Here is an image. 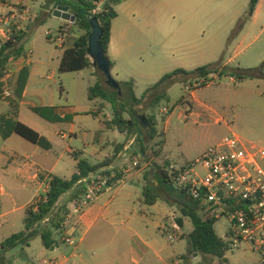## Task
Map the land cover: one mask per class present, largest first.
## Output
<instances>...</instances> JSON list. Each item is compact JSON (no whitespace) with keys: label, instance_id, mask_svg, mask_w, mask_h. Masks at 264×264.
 Listing matches in <instances>:
<instances>
[{"label":"rangeland","instance_id":"374dc122","mask_svg":"<svg viewBox=\"0 0 264 264\" xmlns=\"http://www.w3.org/2000/svg\"><path fill=\"white\" fill-rule=\"evenodd\" d=\"M25 1H29L33 5L38 3L39 0ZM155 1L151 2V9L167 16L165 20L160 17L158 21L160 23L157 26L167 29L165 31L170 33V36L175 35V41L170 53H166L161 48V40L153 39L151 35H130V46L125 50V58L121 60L123 68L120 70L121 76L119 79L127 82L132 81L134 91L138 97H141L149 87L155 85L162 76L177 69L189 71L202 65L219 63L223 58L228 59L235 55L236 57L229 68L236 73H245L250 69L259 67H263L264 72V0L258 15L245 24L242 21L247 15L251 0H158V7H156ZM166 2L169 4V12L164 11ZM45 3L46 5L43 8L49 6V0H46ZM38 11L40 12L41 22L37 23L36 18L31 13L23 17L21 9H19L20 13L18 12V14L20 16L16 22L26 26L27 31L30 29L22 42L23 51L33 47L34 61L50 62L49 66H42L39 75L44 76L46 82L52 84L55 88L56 101L66 103L67 98L69 103L74 105L76 109V113L72 115L73 121L57 125V127L67 133L74 130L80 134L83 132L94 133L102 125L103 119L110 124L103 123L106 128L114 125L111 123L115 115L111 103L101 98L89 99L90 88L96 84L97 79L103 78L102 71L89 67L81 71L61 74L58 65L60 66L65 49L56 47L47 37V32H56L59 21L50 14L42 17V11L39 8ZM117 13L120 14L116 21L118 28L121 26H135L134 22L137 21L138 17L134 20L123 11L117 10ZM148 19L150 20V18ZM14 24L15 21H11V25H1L0 28L2 30L7 29V27L12 29ZM27 24H29L28 27ZM148 27H151V25ZM82 32L81 29L74 26L66 47L71 46ZM3 42V37H0V48ZM212 50H218V60H209V54ZM203 54L208 56L204 57ZM53 72H55L54 79L48 80L47 77ZM210 78L212 81L207 83V86L198 88L197 98L216 108L225 122L217 123L215 120L208 118H203L197 123L193 118L189 121L181 120L179 117L181 111L178 107L174 108V106L183 95L186 99L191 100L190 94L187 93L189 84L184 85L182 82H175L167 88L168 99H163L158 104L151 105L153 97H149L143 105L136 107V112L146 117L156 115L163 104L174 108L171 130L166 133L163 147L165 156L174 162L177 167L195 162L211 146L228 135H236L246 143L264 148V78H247L240 81L230 77L221 78L218 74H213ZM117 100L120 105L122 104L125 107L130 103L127 88ZM33 102L36 103L35 105L40 103L37 100ZM100 104L106 108L105 115L99 114L103 109ZM96 111L98 112L96 113ZM196 111L201 110L197 109ZM124 114L131 118L130 112L127 111ZM158 115L161 119L159 126H161L167 115L163 112H159ZM145 129L148 130V127ZM160 136L153 149L149 150L148 155L151 157H153L151 150L158 152L157 144L160 140H164L161 134ZM58 140L61 143V149L70 150L68 148L69 144L73 148L84 149L80 140ZM138 152H140V149ZM63 154L64 161L72 165L74 163L72 156L68 152ZM140 158L141 162L135 170L140 168L144 161L142 157ZM171 161H169V166L166 165V171L169 173H171ZM164 162L168 164L166 163L168 161L165 160ZM164 162L160 164L162 167ZM67 164H65L66 175L72 169ZM155 164L157 165L158 162H155ZM153 167L156 166L153 165ZM152 172L148 171L145 179L150 181L154 187H157L159 194L164 195L162 187L160 185L156 186L152 182L155 179ZM184 199H188L190 203H193L187 195H184ZM176 202L175 199L169 202L160 199V203L169 210L165 223L173 216L183 219L184 226L177 230L179 236L172 243L169 242L165 233V223L161 234L159 233L160 229L156 226H152L151 234L159 236L162 244L172 253L174 261L181 259L187 264H221L218 258L200 255L198 252L193 251L187 238H185L194 229L192 220L190 217L183 216L180 206ZM63 206H66V210H69L67 203L62 202L57 205L55 212ZM150 206H146L149 219L152 218L151 213L155 211ZM18 214L24 216V212L19 211ZM20 216L13 217L14 225L7 228L5 233L10 235L24 228ZM67 217L72 219L71 214H68ZM70 221L64 223V233L61 241L63 247L69 245L66 241L65 231H67ZM229 228L230 223L225 218L215 220L213 225L215 233L221 238L224 237ZM41 246L42 242L39 238L33 244V251L38 252ZM103 249H92L90 253H100ZM81 252L86 253L88 251L82 249ZM23 254L22 246L12 249L5 254L6 264H19ZM195 254L198 255L195 256ZM225 259L228 264H259L260 262L258 254L243 250L227 251Z\"/></svg>","mask_w":264,"mask_h":264},{"label":"crops","instance_id":"0c3cea01","mask_svg":"<svg viewBox=\"0 0 264 264\" xmlns=\"http://www.w3.org/2000/svg\"><path fill=\"white\" fill-rule=\"evenodd\" d=\"M45 1L39 0L38 3L32 5L25 0H10V5L17 13L21 9L23 17L31 13L36 18L37 23H39L41 20L38 8L42 11V17L54 11L53 5L43 8L46 5ZM262 1H259L254 16L258 15ZM151 2L153 0H126L115 7L116 11L125 12L131 19L135 20L138 17L137 21L134 22V27L121 26L118 28L116 21L120 14L112 24L108 57L113 63L112 75L119 80L118 82H127L119 78L121 76L120 70L123 68L121 60L125 58V50L130 46V35H151L153 39L161 40V48L166 53H170V49L173 47L175 35L170 36V33L165 31L167 29L157 26L160 23L158 22L160 17L165 20L167 16L159 11L154 12L151 9ZM157 2L158 0L155 1L156 5L158 4ZM169 10V4L166 2L164 11L169 12ZM54 18L59 21L57 30L67 27L70 28L72 33L75 26L74 23L57 17ZM149 25L151 27H148ZM13 29L14 26L12 27ZM6 30L9 32L8 30L11 29L7 27V29L2 30L0 28V37H3L4 42L11 36L5 35ZM29 30L24 29L26 33ZM31 48L33 49V47ZM62 49H66V46ZM153 54L156 56L155 53ZM218 54V50H212L209 54V60H218ZM25 56L26 49L16 58L17 65L9 79L13 95L19 73L24 68L29 69L27 86L24 90L23 98L19 102L17 120L47 138L52 147L48 150L43 149L18 134H12L7 139H3L0 134V244L15 234L9 235L5 233L7 228L14 225L13 217L21 215L20 220L24 223L26 209L36 205L46 195L49 190L50 176L57 175L71 178L78 171L77 158H80L87 160L91 165L106 162V165L97 173L109 172L114 177L117 175L119 179L109 189L100 194L79 215L73 213L75 201L69 199L76 189L65 194L58 204L67 203L68 214H71L72 219H70V225L65 233L74 244L64 247L60 245L54 250H47L42 243L39 251L35 252L33 251V244L40 238L36 237L29 246L23 248L24 254L21 256L22 260L19 264H38L46 258L55 259L58 264H173L172 253L162 244L159 236L151 234L152 226L160 229V234L163 232V226L169 210L159 200L150 206L155 211L151 213L152 218L149 219L148 211L146 210V206L149 205L145 203L143 197V188L147 184L145 179L147 172L153 171L152 174L155 179L152 182L157 186L156 179H161L162 170L166 168L164 161L166 160L168 161L166 163H169L171 160L165 156L164 147H162V152L159 156L156 157L154 155L155 151L151 150L153 157L148 155L149 159L143 161L140 168L128 170L133 158L138 156V150L145 146L147 153H149L158 138L150 140L146 133H139L137 129L130 131L126 126L119 128L116 125H112L106 128L103 126V123H105L104 119L102 120V125L94 133L83 132L78 134L74 130L67 133L63 129L58 128L57 125L73 121L72 115L76 113V109L74 105L69 103L67 98L66 103L56 101L55 88L52 84L46 82L44 76L39 75L42 66H49L50 62L34 61L32 56L30 63L24 65ZM203 56L208 55L203 54ZM235 57L236 55L228 59L223 58L221 66L229 67ZM54 74L55 72L48 76L47 79L53 80ZM197 93L198 89L190 94L191 100L186 99L183 103L178 100L175 104L174 108L178 107L181 111L179 115L181 120L189 121L193 118L197 123L203 118H208L215 120L217 123L225 122L216 108L197 98ZM135 95L137 98L142 97H138L136 93ZM31 99L40 103L35 105L36 103L30 101ZM33 107L51 108L47 115L58 117L59 120L50 121L35 113L32 110ZM101 107L103 109L99 114L105 115L107 112L106 108L103 105ZM165 107L170 112L166 114L167 116L164 115L163 125L159 126L161 119L158 113H162ZM174 108L163 104L156 114L157 129L163 136L164 143L166 133L171 130ZM197 109L201 111L198 112L196 111ZM96 113L95 115H97ZM1 116H11V105L6 99L0 98ZM123 118L130 120V117L126 114H123ZM58 139L80 140L84 149L73 148L71 144L68 146L70 150L61 149V143ZM64 152H68L72 156L74 160L72 165L64 161ZM155 162H158V164L156 165ZM162 162H164L163 167L160 165ZM171 163L170 166H176L174 162L171 161ZM65 164L72 168L68 175L65 174ZM153 165L156 167H153ZM19 211L24 212V216L18 214ZM23 230L24 228L16 233ZM96 248L104 249L100 253H90L92 249ZM82 249H86L88 252H81Z\"/></svg>","mask_w":264,"mask_h":264},{"label":"trees","instance_id":"16d2710c","mask_svg":"<svg viewBox=\"0 0 264 264\" xmlns=\"http://www.w3.org/2000/svg\"><path fill=\"white\" fill-rule=\"evenodd\" d=\"M126 0H106L103 3L102 11L96 15L90 14V11L94 7L92 0H49V5H53L55 9L59 5L68 6L71 13L76 16L75 26L84 32L73 42L69 47L64 50L59 72L69 73L84 70L89 67L100 69L95 65L93 58L89 54V39L92 33L90 25L91 19H96L101 28V40L100 45L103 49L105 57L110 63L111 69L113 63L108 57V50L111 41V31L113 21L118 17V13L115 7ZM260 0H251L249 10L242 23L245 24L250 21L256 11L257 5ZM53 12H50L52 15ZM27 35L25 31L13 32L11 36L3 43L0 48V98L4 99V83L3 78L5 76V69L7 63L14 58H17L23 53L22 42L24 37ZM224 69V70H223ZM218 74L222 77H230L236 80H244L247 78H264L263 67L250 69L245 73H236L229 67L221 66V62L216 64H209L198 67L193 70L177 69L171 73L164 75L155 85L149 87L141 98H137L134 91V83L119 82L124 93L127 88L129 93V104L125 107L118 103L120 94L107 83V79L103 74L102 79H98L96 84L90 88L89 99L94 100L101 98L104 101L111 103L114 109V125L122 128L126 126L130 131L137 129L139 133H146L150 140L161 137L157 129L156 115L147 116L149 121L148 130L138 124V120L134 115L136 107L143 105L144 101L149 97H153L152 104H158L163 99H168L166 93L167 88L175 83L182 82L185 84H192L197 79H204V83L201 87L207 86V83L211 82V75ZM29 78V69L24 68L18 75L17 83L13 95L9 98H5L10 102L11 105V116L0 117V134L3 139L9 138L12 134H18L24 139L30 141L33 144L40 146L43 149H50L51 143L41 136L37 131L27 126L26 124L17 120L19 102L23 98L24 90L27 86ZM198 89V88H197ZM186 100L185 95L179 100L183 103ZM32 110L38 115L50 120L58 121V117H50L47 112L51 108H39L33 107ZM131 113L130 120L123 118L125 112ZM139 115H141L139 113ZM105 124L110 125L105 121ZM159 151L155 152V155L159 156L162 152L164 140L158 142ZM144 161L149 159L147 148L142 146L138 153ZM146 155V157H144ZM77 173L71 178L60 177L57 175L50 176L49 190L46 195L41 198L36 205H33L26 209L24 217V230L15 233L6 240L2 241L0 246V256L5 255L7 252L15 249L19 246L23 248L29 246L30 243L36 238L40 237L43 246L47 250H54L61 245L62 234L64 233V223L68 215L66 206L59 208L56 212L57 204L60 199L68 192L76 189L71 199L74 201L79 199L85 189L86 185L82 182L83 179L89 177L92 174L97 173L102 169L106 162L98 165H91L85 159L77 158ZM169 166V163L166 164ZM167 167L162 170V177L160 180L156 179L157 186H161L164 195H161L157 191V187H154L147 179V184L143 188L144 201L148 205H153L160 199L165 201H172L175 199L177 204L180 206L184 217H190L194 226V229L185 238H187L189 245L193 251L198 252L200 255L210 256L218 258L221 264H228L225 259V255L229 249V245L223 238L219 237L214 229V220H208L201 216L199 213V206L196 203H190L188 199H184V193L177 192L172 187L171 173L166 171ZM104 175H111L109 172H103ZM119 177L116 175L111 181V185L114 181L118 180ZM178 223L181 227L184 226L182 218H178ZM261 264V263H259Z\"/></svg>","mask_w":264,"mask_h":264},{"label":"built area","instance_id":"2783aa9c","mask_svg":"<svg viewBox=\"0 0 264 264\" xmlns=\"http://www.w3.org/2000/svg\"><path fill=\"white\" fill-rule=\"evenodd\" d=\"M106 0H92L94 7L91 16L102 11ZM20 15L12 9L10 0H0V26L11 25L14 29L5 31L8 37L13 32L24 31L26 26L18 24ZM22 17V16H21ZM70 28L62 27L56 32H47L51 43L58 48H64L71 36ZM33 49L26 50L24 65L32 60ZM17 65L16 58L11 59L4 71V99L12 96L9 79ZM204 79H197L187 86L189 94L199 88ZM168 108L163 113L168 114ZM140 156H135L131 162L132 170L139 166ZM172 187L184 193L199 206V213L208 220L225 218L230 223L228 232L223 239L229 245L228 251H252L259 255L264 264V148L244 142L236 135H228L220 142L211 146L193 163L185 166H171ZM113 175L95 173L83 179L86 189L83 195L75 200L73 213L82 214L97 197L109 189ZM70 217H66L65 224ZM167 225V226H166ZM171 227V229H170ZM181 228L178 218L173 216L165 223V233L169 242H173ZM67 243L73 245L71 238ZM1 249V246H0ZM38 264H58L55 259L46 258ZM173 264H187L177 259Z\"/></svg>","mask_w":264,"mask_h":264},{"label":"water","instance_id":"95a60500","mask_svg":"<svg viewBox=\"0 0 264 264\" xmlns=\"http://www.w3.org/2000/svg\"><path fill=\"white\" fill-rule=\"evenodd\" d=\"M54 17L63 19L67 22L75 23L76 16L71 13L68 6L65 5H59L57 6L52 14ZM90 25L92 28V33L90 35L89 39V54L91 58H93L95 65L102 71L104 76L107 79V83L112 86L118 94L122 93V88L119 82L113 77L111 72V66L107 58L105 57V54L103 52V49L100 45L101 40V28L99 26V23L96 19L90 20ZM135 117L138 120V124L141 125L143 128H147L149 126V121L146 116L139 115L137 112H135ZM198 254H195L197 256ZM6 257L5 255L0 256V264H6Z\"/></svg>","mask_w":264,"mask_h":264}]
</instances>
